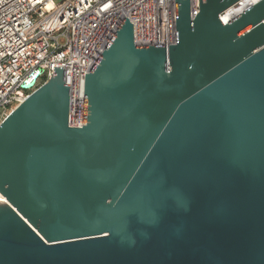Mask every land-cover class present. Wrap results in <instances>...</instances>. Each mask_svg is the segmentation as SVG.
I'll return each instance as SVG.
<instances>
[{
  "label": "water",
  "instance_id": "95a60500",
  "mask_svg": "<svg viewBox=\"0 0 264 264\" xmlns=\"http://www.w3.org/2000/svg\"><path fill=\"white\" fill-rule=\"evenodd\" d=\"M124 18L69 113L65 69L0 123V264H264V0ZM33 80L23 85L29 88Z\"/></svg>",
  "mask_w": 264,
  "mask_h": 264
},
{
  "label": "built area",
  "instance_id": "2783aa9c",
  "mask_svg": "<svg viewBox=\"0 0 264 264\" xmlns=\"http://www.w3.org/2000/svg\"><path fill=\"white\" fill-rule=\"evenodd\" d=\"M258 1L233 6L246 2V10ZM189 4L194 17L199 0ZM125 17L137 46L165 45L167 52L176 43L175 0H0V123L51 78L54 66L65 69L72 113L84 101L85 73Z\"/></svg>",
  "mask_w": 264,
  "mask_h": 264
},
{
  "label": "bare ground",
  "instance_id": "6f19581e",
  "mask_svg": "<svg viewBox=\"0 0 264 264\" xmlns=\"http://www.w3.org/2000/svg\"><path fill=\"white\" fill-rule=\"evenodd\" d=\"M247 7L246 2L241 3L239 5L230 7L229 9H227L224 13H223V17L222 20L223 22H228L229 20H231L232 18H234L236 15H238L241 11H243L245 8ZM226 14V15H225ZM5 198L4 196H0V202H4Z\"/></svg>",
  "mask_w": 264,
  "mask_h": 264
},
{
  "label": "rangeland",
  "instance_id": "374dc122",
  "mask_svg": "<svg viewBox=\"0 0 264 264\" xmlns=\"http://www.w3.org/2000/svg\"><path fill=\"white\" fill-rule=\"evenodd\" d=\"M226 15V14H225Z\"/></svg>",
  "mask_w": 264,
  "mask_h": 264
}]
</instances>
